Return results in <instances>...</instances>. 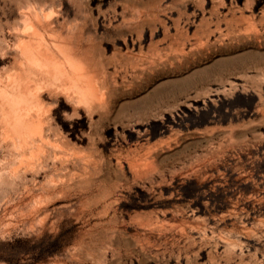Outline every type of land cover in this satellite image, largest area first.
<instances>
[{
    "label": "rangeland",
    "instance_id": "374dc122",
    "mask_svg": "<svg viewBox=\"0 0 264 264\" xmlns=\"http://www.w3.org/2000/svg\"><path fill=\"white\" fill-rule=\"evenodd\" d=\"M34 9L76 60L0 120V264H264V0H0V83Z\"/></svg>",
    "mask_w": 264,
    "mask_h": 264
},
{
    "label": "bare ground",
    "instance_id": "6f19581e",
    "mask_svg": "<svg viewBox=\"0 0 264 264\" xmlns=\"http://www.w3.org/2000/svg\"><path fill=\"white\" fill-rule=\"evenodd\" d=\"M49 14H51V12L46 13L45 17ZM42 19V15L39 10L34 9L29 12L28 19L24 25L26 33L20 36L18 40L20 45V54L22 56L21 61L23 63L22 69L17 71L15 70L16 72L13 70L14 75H9L7 82L0 83V120L3 125V128L1 129L4 130V134H7L21 145L26 144L27 140L32 137V134L39 133L42 135L45 125L43 124L44 119L41 117L35 119L32 115V111L34 109L38 113L42 111L43 102L40 93L35 92L31 88L30 80L35 81L36 85H40L42 82H51V77H56L57 74L66 75V73H68L66 67L60 66L59 62L62 61H59V57L54 55L53 47L63 49L65 52L64 56L69 62L75 63L76 60L72 51L67 49L68 47H64L63 42L59 41L58 38L55 39L53 37V29L51 28V25L48 24L49 22H44ZM82 85L89 88V85L91 84L89 81H86ZM48 122L46 121V123ZM46 142H44V144ZM56 145L57 144H55V146ZM39 146L40 144H36L35 147L38 148ZM12 167L15 168L14 166ZM6 182V175L0 170V184Z\"/></svg>",
    "mask_w": 264,
    "mask_h": 264
}]
</instances>
